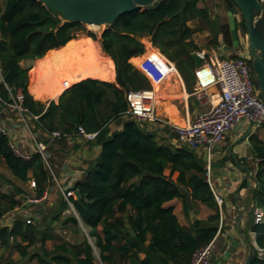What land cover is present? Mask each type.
Returning a JSON list of instances; mask_svg holds the SVG:
<instances>
[{
    "label": "trees",
    "instance_id": "trees-1",
    "mask_svg": "<svg viewBox=\"0 0 264 264\" xmlns=\"http://www.w3.org/2000/svg\"><path fill=\"white\" fill-rule=\"evenodd\" d=\"M201 1L206 0L154 2L119 15L97 35L79 21H65L41 0H0V74L7 86L0 84L1 99L11 102L9 94L20 92L21 106L26 114L36 116L38 130L62 134L81 126L86 132L96 133L93 141L99 147L94 164L70 187L77 192L72 197L73 207L89 228L98 261L86 238L75 243L61 240L47 249L45 241L54 235L41 226L47 216L39 209L31 214L34 223L16 213L10 224H0V249L17 240L19 256L37 264H189L192 254L212 240L217 232L218 210L205 220L194 219L185 226L179 223L173 207L164 205L179 198L186 207L185 194L212 205L205 160L183 144L163 143L145 127L147 124L141 125L125 113V93L150 86L130 62L131 57L143 54L142 38L149 39L174 63L188 92H192L189 80L194 79L195 68L191 53L200 49L192 38L195 32L207 28L209 44H224L226 53L221 57L236 56L227 21L210 17L208 7L199 6ZM219 1L233 14L238 10L232 0ZM193 20H197L193 26L187 24ZM236 28L245 33L242 19L236 20ZM78 34L98 41L104 55L112 59L106 55L111 74L102 79L113 77L114 67L115 82L88 77L71 83L57 102L35 100L27 89L30 62L73 42ZM118 119L120 126H113ZM171 135L177 137L174 131ZM249 141L256 168L244 233H253L255 246L246 264H264V141L255 135H250ZM46 159L38 151L27 158L18 155L8 135L0 132V220L28 196L20 183L33 179L32 196L43 194L51 179ZM66 207L62 197L59 210L54 211L57 214L48 223L59 219L58 213ZM256 213H260L258 220ZM68 223L76 226L78 220L68 215L62 224ZM32 245L38 251L29 253Z\"/></svg>",
    "mask_w": 264,
    "mask_h": 264
},
{
    "label": "crops",
    "instance_id": "crops-1",
    "mask_svg": "<svg viewBox=\"0 0 264 264\" xmlns=\"http://www.w3.org/2000/svg\"><path fill=\"white\" fill-rule=\"evenodd\" d=\"M83 35L86 36L85 34H78L73 38L74 44L72 47L77 48H73L70 53L73 54V51H75L74 54H76V51L80 47L86 46L81 41V36ZM88 38L91 39L90 37ZM144 41L146 42L144 45L145 51L148 50L147 44H149L151 49L158 50L152 46L149 39L146 38ZM97 46L103 52L100 45L98 44ZM220 46L222 47V44ZM222 50L226 53L225 49ZM212 51L214 52V50ZM142 56L131 57L130 62L137 68L138 61ZM108 58L112 61L109 56ZM21 64L26 66L27 62H21ZM37 66L39 67V59L31 61L27 84L29 93L35 100L43 103H47L50 100L57 102L59 95L70 84L63 85L56 94L48 93V79L46 77H40V73L36 75L37 79H34L32 68H36ZM178 74L180 77L173 72L170 79L163 80L161 82L162 84L159 83V86L154 85L157 89L159 87H167V90L171 91L173 87L167 86L166 84L172 86L177 85V92L169 93V91L157 101V114L167 124L147 123L145 126L148 130L155 133L157 139L174 146L183 143L177 137L175 138L171 135L172 129L168 124H184L186 117L190 119L194 118L203 109V102L205 103L207 101L205 98L198 99L193 93L188 92L179 72ZM88 77L105 80L102 79L105 77L98 75L91 74L85 78ZM105 81L115 82L114 67L113 77ZM166 81L169 82L167 83ZM164 83L166 84L163 85ZM189 83L191 89L194 90V79L192 81L189 80ZM154 89L157 91L156 88ZM215 94H210L208 99L211 98L215 102ZM178 104H180L181 109H179ZM36 119L25 112L22 113L15 108L5 105L0 97V126L5 129L10 142L14 144L19 152L29 155L37 151L36 142H42L46 146L45 157L48 158V160L46 159V163L50 170L51 179L45 190V197L38 203L32 205H28L23 200L21 206L24 205L29 211L36 205L39 207L40 213H45L47 210L53 212V210L56 211L59 208V203L62 201V190L71 187L81 177L82 173L94 164L99 153V147L94 143L93 139L84 138L77 130L62 134L59 132V137L52 138L50 133L44 134L38 130V127H36ZM251 122L250 120H243L236 124L227 132L225 138L215 146L211 154L209 163L210 183L213 191L223 199L220 207L217 205L214 196L212 205H209L200 200H192L187 194H185L186 207L184 208L179 198H173L164 203L165 206L170 205L173 207V212L179 223L185 226L189 225L194 219L205 220L209 215L218 210L221 224L219 226L218 219L217 232L212 238L213 249L211 255V259L215 264H245L250 247L255 246L252 233L248 232V235L244 233L247 213L252 206L250 198L251 190L255 186L253 174L256 168V160L251 151L249 136L255 135L259 140L264 141V123L252 125L247 134ZM163 125L167 126V128H163ZM113 126L119 127L120 120H114ZM196 151L205 160L206 165L205 152L201 149ZM15 210L16 208L9 213H17ZM139 255L140 257L143 256L142 253Z\"/></svg>",
    "mask_w": 264,
    "mask_h": 264
},
{
    "label": "built area",
    "instance_id": "built-area-1",
    "mask_svg": "<svg viewBox=\"0 0 264 264\" xmlns=\"http://www.w3.org/2000/svg\"><path fill=\"white\" fill-rule=\"evenodd\" d=\"M264 3V0H261ZM236 49L235 57H218L215 52L208 55L204 51H194L201 57V63L195 66L194 74V90L193 94L198 98H205L208 89H215L216 100L213 102L208 99L210 107L195 115L190 119L186 117L184 124H168L177 138L190 149L203 150L206 154V173L205 179L211 189L217 205L220 207L223 199L213 191L210 183V157L215 146L222 141L227 132L236 124L243 120L257 121L264 120V102L261 90L253 77L250 57L248 54L247 43L244 38H240L239 46ZM142 58L138 61L137 68L146 77L150 86L145 88L129 89L125 93L127 102L126 114L132 116L139 124L147 123H163L166 121L161 119L157 114V95L153 88L165 80L172 72L179 74L172 61L165 57L159 50H144ZM0 84L6 86L4 79L0 74ZM7 87V86H6ZM11 102L3 101L7 106L25 112L21 106L22 94L20 92L12 95L9 94ZM36 118V116H33ZM0 132L7 134L5 129L0 126ZM77 132L86 139H94L95 132H86L81 126H77ZM52 138L60 136L59 131H51ZM13 151L18 155L28 157L22 154L10 142ZM46 146L42 142H36V150L45 157ZM35 182L31 180V187L34 188ZM73 190L69 187L62 190V197L66 205L70 209H74L72 203ZM45 197V191L40 197L27 196L26 203L28 205L38 203ZM75 211V209H74ZM12 219L5 223L4 215L0 220V224H10L16 213H11ZM26 214V213H25ZM26 214V222H31V216ZM219 226L221 218H219ZM213 241H209L205 245L199 247L193 254L189 264H215L212 259Z\"/></svg>",
    "mask_w": 264,
    "mask_h": 264
},
{
    "label": "rangeland",
    "instance_id": "rangeland-1",
    "mask_svg": "<svg viewBox=\"0 0 264 264\" xmlns=\"http://www.w3.org/2000/svg\"><path fill=\"white\" fill-rule=\"evenodd\" d=\"M202 5H205V6L208 7V13H209L210 17L215 16L221 22L227 21V11L228 10H226V8L224 7L222 1H219V0H216V1H212V0L201 1L199 3V6H202ZM233 15L235 16L237 21H240L241 15H240V12L238 10L235 11V13ZM195 21H197V20L187 21V24L190 25V26H193L195 24ZM202 25L204 26V24H202ZM213 26H215V25H213ZM104 27H105V25H100V26L86 25L87 29L96 32L97 35H99L101 33V31L104 29ZM213 30L216 31V27H213ZM238 33H239V37L241 39H243L245 33L243 32V30L241 28L238 30ZM210 37L211 36H210L207 28H205L204 31L195 32L192 35V38H193L194 42L197 43V45H199V47H200L199 51H204L208 55H213V51L212 50H214L215 54L218 57H220L221 55H224L225 52L222 50L223 45H222V47L221 46L218 47L216 45L213 46L212 44H209L208 41L210 40ZM144 40H146V38H142L141 39L142 43L145 45V41ZM97 43H98V41H97ZM147 46H148V49L152 50L151 47H149L148 44H147ZM80 49H81V51H80ZM80 49L78 51H76V54H74V53L73 54L72 53L64 54L65 56L62 54L59 57L61 60L65 57L62 61H59L60 60L59 58L50 59V61L48 60V62L45 61V63H46L44 65L45 69H43L42 74L43 73L45 74L46 72H47V74H50L48 72H51V73L53 72L52 74H54V73L59 72V70H60V72L62 71V72L65 73L66 72L65 70L68 67L69 68L73 67V66L77 65L78 63L82 64L83 61L88 62L89 60H92L93 55L91 54V52L88 51L86 46H84V47H82ZM99 52L104 57V65H105L106 69H105L103 74H100L98 76L107 77L111 73V65H110L106 55H104V53L101 52L100 50H99ZM53 54L56 56L55 53H51V54H48L47 58H49V57L53 58L52 57ZM78 66L79 65L76 66L77 67L76 71H78L80 69ZM32 72H34V79L36 80L37 79L36 75L39 74L40 71H37L36 68H32ZM39 75H40V77H43L41 75V73ZM48 83H49V80H48ZM165 84L166 83H164L163 85H165ZM166 85H168L170 87H173L172 91L171 90H167V88H165V87H161V88L157 89V91L159 92V94H158V92L156 91V95H157V98H158L157 101H159L160 97L164 96L169 91H170L169 93H171V92L174 93V92L178 91L177 85L176 86H172V85H169V84H166ZM194 86H195V84H194ZM191 93H193V89H192ZM191 93H189V94L191 95ZM212 93L215 94V89L210 88V89L207 90V92L205 94V100H207V101H205V103L203 102L204 107H203V109L200 112H202V111H204V110H206V109H208L210 107V103L208 102V98H209L210 94H212ZM161 94H163V95H161ZM157 104H158V102H157ZM178 107H179V109H181L180 104H178ZM15 182H16V180H15ZM20 184H21V186L23 187L24 191L26 192V194L28 196H32L33 195V190H32V187H31V180H29V181H27L25 183H20ZM25 200H26V198H24V201ZM22 201H21V203H22ZM21 203H20L19 207H16L15 211L17 212V216H20L23 219L27 218L26 214H29L28 215V217H29V216H31V214H33V212L35 210L39 209V207H37L35 205V207H33L31 210L28 211V209L26 207H24V205L21 206L22 205ZM58 210H59V208L56 211H58ZM63 210H62L63 212L58 213L59 214V219L53 220L50 223H48V220L53 215H55L57 213L54 214V210H53V212L51 210H47L45 212V214H44V215L47 216V218L42 220L41 226H45L48 229V232L52 233L54 235L53 239H47L45 241V244H44L45 247L47 249H50L54 243H58L61 240H66L68 242L75 243V242H80L84 238H86V240L93 246V253L95 255L96 261H98V259H97V250H96V248L93 245V238L89 235V228L79 218V216L74 211V209L72 210V209H70L67 206ZM68 215H74L77 218L78 223H77L76 226L71 225V223H68L67 225H63L62 224V220L64 219L65 216H68ZM12 216L13 215L11 213H9V212L4 214L5 223H8L10 221V218L12 219ZM259 216H260V213H256L255 220H258ZM34 221H35V219L31 218V223H34ZM252 235H253V233H252ZM16 243H18L17 240L16 241L12 240L11 243H10V246L8 248L0 249V264H6V263H8V264H37L36 260L30 261V260H28L26 258H21L19 256L18 252L15 249V244ZM28 251H29V253H32L34 251H38L37 250V246L36 245L30 246L28 248ZM71 264H74V263H71Z\"/></svg>",
    "mask_w": 264,
    "mask_h": 264
},
{
    "label": "water",
    "instance_id": "water-1",
    "mask_svg": "<svg viewBox=\"0 0 264 264\" xmlns=\"http://www.w3.org/2000/svg\"><path fill=\"white\" fill-rule=\"evenodd\" d=\"M42 3L54 13L61 15L65 21H79L84 25H108L112 23L119 15L144 8L154 2L162 0H41ZM240 12L241 19L245 27V39L247 43L248 54L250 57L251 69L256 84L261 90L264 102V5L261 0H232ZM227 23L229 27L232 47L237 48L240 43V37L236 28V18L231 12L227 11ZM224 45L223 43H221ZM191 56L194 65L201 63V57L192 52ZM264 123L252 121L247 134L252 125ZM101 124V122H100ZM246 134V135H247ZM75 195L77 192H74ZM237 208V206H236ZM238 210V209H237ZM238 218V215H237ZM128 225V223H126ZM132 234V229L129 228ZM249 254L245 264L249 259Z\"/></svg>",
    "mask_w": 264,
    "mask_h": 264
},
{
    "label": "bare ground",
    "instance_id": "bare-ground-1",
    "mask_svg": "<svg viewBox=\"0 0 264 264\" xmlns=\"http://www.w3.org/2000/svg\"><path fill=\"white\" fill-rule=\"evenodd\" d=\"M88 37L89 36H87V35L81 37V39H82L81 41L84 44H86V47H87L88 51L91 52V54L93 55L92 60H89L88 62L83 61L82 64L81 63H78L77 65H79L78 67L80 68L78 71H76V69H77L76 66L77 65H75V66L70 67V68L68 67L65 70L66 71L65 73L62 72V71L60 72V70H59V72L54 73V74H52L53 72L52 73L51 72H48L51 75L50 74H47V72L45 74L44 73L41 74L43 77H46L49 80V83L47 84V86L49 85L48 86L49 88L47 89L48 93H50V94H56L60 90V88L63 87V85H69V84L77 81L78 79L87 77L88 75H91V74L96 76V75H100V74H103L104 73V71L106 69V67L104 65V57L99 52V48L97 46L98 45L97 44V41H95L93 38H92L93 40L92 39H89ZM73 44H74V41L71 42V43H69V44H67V45H65V46H63V47H61V48H59L58 50H55V51L51 52V53H55L56 54V56L53 54V56H52L53 58H51V57L47 58L48 54H51V53L46 54L44 57L38 58L40 62H39V67L37 66L36 67V70L37 71H40V73H42L43 69H45L44 68V65L46 64L45 61L48 62V60L50 61V59H57V58H59L62 55V53H64V54H70V52H72L73 48H77V47H72ZM80 51H81V49H80ZM74 52L75 51H73V53ZM62 60L60 59L59 61H62ZM172 75H173V73L171 72L166 79H168V78L170 79ZM158 86H159V84H158ZM154 88H156V86ZM159 88H161V87H159ZM49 98H50V96H49Z\"/></svg>",
    "mask_w": 264,
    "mask_h": 264
}]
</instances>
